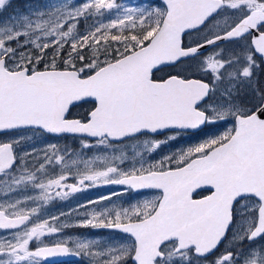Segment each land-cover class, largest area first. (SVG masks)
<instances>
[{
	"label": "snow or ice",
	"instance_id": "snow-or-ice-1",
	"mask_svg": "<svg viewBox=\"0 0 264 264\" xmlns=\"http://www.w3.org/2000/svg\"><path fill=\"white\" fill-rule=\"evenodd\" d=\"M62 257L264 264V0H0V264Z\"/></svg>",
	"mask_w": 264,
	"mask_h": 264
},
{
	"label": "flooded vegetation",
	"instance_id": "flooded-vegetation-1",
	"mask_svg": "<svg viewBox=\"0 0 264 264\" xmlns=\"http://www.w3.org/2000/svg\"><path fill=\"white\" fill-rule=\"evenodd\" d=\"M87 107V106H85ZM84 109H81V111H83ZM91 192H85L84 194L82 195H78L81 199H84L85 197L88 198L89 196H91L90 194ZM99 194H106V192H100V191H95L93 192V196L95 197L96 195H99ZM125 195H132V196H135L136 193H127ZM123 196V195H122ZM77 202L76 198L74 197L71 201H69L68 203L69 204H75ZM70 233H76V232H88V231H91V230H88V229H83V230H78V229H72V230H68ZM78 259V258H77ZM77 262V260H69V261H65V262H62V264H68V263H75Z\"/></svg>",
	"mask_w": 264,
	"mask_h": 264
},
{
	"label": "rangeland",
	"instance_id": "rangeland-1",
	"mask_svg": "<svg viewBox=\"0 0 264 264\" xmlns=\"http://www.w3.org/2000/svg\"><path fill=\"white\" fill-rule=\"evenodd\" d=\"M27 2H28V0H14V6L19 5L21 8H23L24 4L27 3ZM166 151H168V150L166 149ZM95 191H100V192H106L107 193L109 191V189L108 188H97V189L90 190L91 196H89L88 198H94L93 192H95ZM82 194H84V193H80L78 195H82ZM129 196L130 195L123 194V196H121V199L127 200ZM84 199H86V197ZM78 230H83V229H78ZM73 260H78V259H73ZM68 264H77V262H75V263H68Z\"/></svg>",
	"mask_w": 264,
	"mask_h": 264
},
{
	"label": "water",
	"instance_id": "water-1",
	"mask_svg": "<svg viewBox=\"0 0 264 264\" xmlns=\"http://www.w3.org/2000/svg\"><path fill=\"white\" fill-rule=\"evenodd\" d=\"M71 258H73V257H62V258H58V259L61 260V261H65V260H68V259H71Z\"/></svg>",
	"mask_w": 264,
	"mask_h": 264
}]
</instances>
